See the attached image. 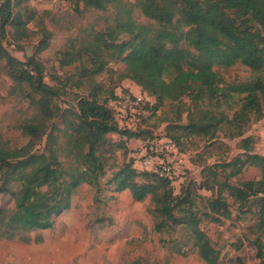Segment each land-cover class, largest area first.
Here are the masks:
<instances>
[{
	"label": "trees",
	"instance_id": "obj_1",
	"mask_svg": "<svg viewBox=\"0 0 264 264\" xmlns=\"http://www.w3.org/2000/svg\"><path fill=\"white\" fill-rule=\"evenodd\" d=\"M85 7L115 11L112 23L93 31L77 48L62 52L60 64L79 61L83 75L102 72L110 59L124 64L118 71V86L129 79L148 96L154 97L155 108L166 103H178L183 96L190 98L187 123L175 125L187 135L198 134L208 139L222 131L229 137L244 133L250 115L260 118L264 110V0H80ZM20 0L0 1V31L7 26H22L20 14L14 10ZM152 22L138 23L132 15L133 8ZM49 33L43 27V30ZM122 37V38H121ZM47 42L42 39L38 49ZM11 67L10 74L17 85L27 87L36 112L20 123L27 141L21 146H10L0 137V192L13 199L11 208H0V239H18L24 243L42 241L37 234H29L52 227L53 217L67 209L71 196L82 183L96 184L105 174L103 152L113 146L107 138L116 132L125 141L130 138L146 140L152 133L137 124L135 128L119 125L112 105L119 99L118 92L101 100L96 93L82 95L76 107L60 108L56 99L59 88L44 81L43 68L30 56L26 62L7 54L0 42V60ZM83 60L92 66H84ZM240 62L251 70L252 80L225 85L218 68ZM27 66V67H26ZM98 87H96L97 89ZM234 94H241V102L229 118L218 110L199 106L207 101L212 105L220 98L226 101ZM131 95V94H130ZM202 102L199 103V101ZM147 102H141V111ZM141 115V114H140ZM60 118L62 126L54 120ZM165 137L178 151L185 150L178 138L165 126ZM42 150L35 149L43 141ZM243 138L246 155L218 164L230 167L229 176L240 173L245 162L257 165L261 176L232 184L220 180L217 165L204 166L199 181L187 178L175 192L172 180L154 171L138 169L130 158L127 164L115 169L107 183L115 191L128 189L136 201L150 195L153 212L160 219L155 227L181 225L191 229L193 245L199 257L207 264H214L216 250L206 234L198 229L199 222L207 217L219 221L220 215L230 213L227 197L244 204L251 195L260 194L256 231L264 233V157L252 153ZM123 146L122 142L116 144ZM61 156L71 162L66 167ZM235 165V168L231 166ZM17 182L16 190L10 184ZM198 189L211 191L202 196ZM202 201L203 209L195 208V199ZM259 251V250H258ZM264 264V250L260 249V262Z\"/></svg>",
	"mask_w": 264,
	"mask_h": 264
},
{
	"label": "rangeland",
	"instance_id": "obj_2",
	"mask_svg": "<svg viewBox=\"0 0 264 264\" xmlns=\"http://www.w3.org/2000/svg\"><path fill=\"white\" fill-rule=\"evenodd\" d=\"M14 10H18L22 26H7L0 31L1 45L7 54L21 62H26L30 56L35 57L43 68L44 81L59 88L60 95L55 102L60 108L76 107L77 99L82 95L96 93L103 100L110 96L111 90L118 92L117 74L124 67L119 60L109 58L102 72H87L88 75L82 74L79 61L65 65L59 63L63 51L79 47L93 31L112 23L115 15L112 8L97 10L85 7L80 0H20ZM132 15L138 23L152 22L136 7ZM43 27L49 33L42 31ZM42 39L47 45L38 49ZM83 64L92 66L86 60ZM10 68L5 59L0 60V137L10 146H21L27 136L21 132L20 123L33 116L36 108L30 101L27 87L17 85L13 80ZM218 69L225 85L252 80L251 70L240 62ZM262 76L264 78V71ZM127 89H132L131 94L141 102H149L138 116V125L146 129L144 134L152 133V137L144 141L135 138L123 141L118 133H108L107 138L113 146L105 147L103 152L105 174L96 184H80L71 196L70 206L53 217L51 228L29 234L31 239L39 234L41 242L0 239V264H207L193 245L191 229L167 223L157 229L155 224L160 219L152 210L150 195L136 201L128 189L115 191L107 180L130 158L138 169L155 166V153H150L145 143L153 140L158 148H170L164 137L165 126L171 127V133L185 150L169 152L175 192L186 174L187 178L199 181L202 168L209 165H217L218 178L232 184L259 179L261 170L257 165L245 162L240 173L229 176L230 167L218 164L237 156L246 159L243 138L252 153L264 157V110L260 118L250 115L242 136L229 137L222 131L208 139L198 134L187 135L185 130L174 127L187 123V108L191 105L188 96H183L178 103L155 108L151 106L154 97L142 92L139 86L131 83ZM241 97V94L233 95L229 100L232 107H228L223 98L213 105L207 101L200 103V100L199 106L221 111L230 118ZM54 122L62 126L60 118ZM43 142L44 139L37 141L35 149L42 150ZM120 142L122 147L116 145ZM60 159L66 167L70 166L68 159L62 156ZM10 187L16 190L18 183L12 182ZM197 192L205 197L211 195L208 189H198ZM258 196L261 195H251L244 204L227 197L229 214L220 215L218 222L207 217L199 222L198 229L206 234L216 250L214 264H259L260 249L264 250V233L255 229L259 219ZM195 201V208L203 209L202 201L199 198ZM13 205L11 196L0 192V208Z\"/></svg>",
	"mask_w": 264,
	"mask_h": 264
},
{
	"label": "built area",
	"instance_id": "obj_3",
	"mask_svg": "<svg viewBox=\"0 0 264 264\" xmlns=\"http://www.w3.org/2000/svg\"><path fill=\"white\" fill-rule=\"evenodd\" d=\"M130 94L131 93H123L121 91L120 93H118L119 99L111 102L110 104L115 110L116 119L119 125L128 128H135L138 124V116L141 113V100L138 97ZM165 138L166 141H168L170 148H164L162 146L158 148L156 146L157 144H155L153 140H147L145 145H148V147L145 146V148H148L150 153H155V157L157 160L155 166H145V168L142 169L154 171L161 176L168 177L172 180L173 183V178L175 176L172 167V160L169 157V152H177L178 149L169 138Z\"/></svg>",
	"mask_w": 264,
	"mask_h": 264
},
{
	"label": "crops",
	"instance_id": "obj_4",
	"mask_svg": "<svg viewBox=\"0 0 264 264\" xmlns=\"http://www.w3.org/2000/svg\"><path fill=\"white\" fill-rule=\"evenodd\" d=\"M131 83H134V82H132L131 80H129V79H125V80H123V82H122V88H124V90H126L127 92L129 91V93H131V91H132V89H127V87H129V86H131ZM134 85H136L135 83H134ZM137 86V85H136ZM119 91L121 92L122 90H121V88H119L118 89V93H119ZM138 140V139H137Z\"/></svg>",
	"mask_w": 264,
	"mask_h": 264
}]
</instances>
